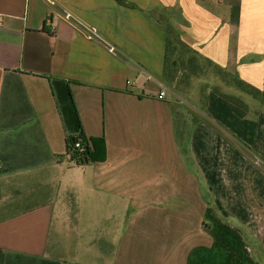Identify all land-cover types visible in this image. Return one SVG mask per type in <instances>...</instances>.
<instances>
[{
    "label": "crops",
    "instance_id": "crops-1",
    "mask_svg": "<svg viewBox=\"0 0 264 264\" xmlns=\"http://www.w3.org/2000/svg\"><path fill=\"white\" fill-rule=\"evenodd\" d=\"M128 1L0 0L3 264H264V171L231 139L264 160V102L210 92L188 165L162 82L170 23L264 93V0ZM82 133L105 161H72Z\"/></svg>",
    "mask_w": 264,
    "mask_h": 264
},
{
    "label": "trees",
    "instance_id": "trees-1",
    "mask_svg": "<svg viewBox=\"0 0 264 264\" xmlns=\"http://www.w3.org/2000/svg\"><path fill=\"white\" fill-rule=\"evenodd\" d=\"M121 5L134 9L136 6L132 3H130L128 0H117ZM153 16L156 15V12H151ZM167 27V46H166V57H165V67H164V73L162 82L165 86L168 88H171L170 90H174L173 84L175 82L179 81V78L177 77V73L179 71H183L185 74H187L188 77H196L198 75H201L206 71L207 68L210 66L214 69H217L221 71L225 76L228 78L231 77V81L234 80V83L232 84L234 87H236L238 90L254 97L255 99L260 100L261 102H264V93H262L260 90L256 89L255 87L251 86L250 84H247L246 82L242 81L237 75H231L227 73L226 71L222 70L219 66L214 64L212 61H210L207 58H204L201 56L198 52L188 47L181 39L179 33L174 29V27L170 24H166ZM185 49L186 52L190 53L191 55L189 58L184 61L185 65L181 66L179 68V61L177 58L174 57V55L181 51L182 49ZM184 80H180V82H183ZM212 91H209L207 93V101L209 93ZM217 94L221 95L223 98L228 100L229 102L236 104L244 109H247V106L238 98L230 95H224L221 93ZM206 101V106H207ZM205 106V110H206ZM200 120L195 119L194 125H197ZM191 134L192 131L188 130L187 132H179L177 133L178 140H179V147L181 149V153L186 158V161L188 165L192 164V156H191ZM234 143L239 148H246L247 150L251 151V148L247 146L244 142H242L240 139H238L235 136H232ZM77 144H80L79 147H77ZM67 148H68V154L71 155L72 161H75L78 165H85L91 162H97V161H105L106 159V151L104 149V141L98 140L94 138H87L84 133H82L79 136L69 137L67 139ZM4 260V254L2 251H0V264H3Z\"/></svg>",
    "mask_w": 264,
    "mask_h": 264
},
{
    "label": "rangeland",
    "instance_id": "rangeland-1",
    "mask_svg": "<svg viewBox=\"0 0 264 264\" xmlns=\"http://www.w3.org/2000/svg\"><path fill=\"white\" fill-rule=\"evenodd\" d=\"M182 49V48H181ZM191 54L186 52L185 49L177 52L174 57L179 61V68L184 66L186 61ZM184 64V65H183ZM182 68V67H181ZM177 77L179 78L178 84L175 82L173 86L174 90L167 89L170 93V98L175 106L177 111V125L180 131L187 132L190 128L189 121L191 116L193 115V119L201 120L203 116L207 115L205 110V104L207 99V93L209 91L215 93H221L224 95H232L238 96V93L234 91L236 87L232 84L234 80L231 81V77L225 76L221 71L212 68L211 66L206 69L204 73L198 75L196 77H188L182 70L177 73ZM180 80H184L180 82ZM233 140V138H231ZM234 141V140H233ZM238 147V146H237ZM243 151L247 154V157L250 160H253L256 166L261 168L264 171V160L257 155L252 149L251 151L242 147ZM240 192V197H242V189H238ZM10 195V194H9ZM208 197L210 194H207ZM31 198V197H29ZM11 202V203H10ZM21 202V201H18ZM22 204H30L26 200L21 202ZM2 204V202H0ZM3 204H15L12 201L5 200ZM19 211H23L21 208H0V218L11 213H16ZM248 240L252 246L257 250V254L259 253L264 260V247L259 244V240H255L253 237L248 236Z\"/></svg>",
    "mask_w": 264,
    "mask_h": 264
},
{
    "label": "built area",
    "instance_id": "built-area-1",
    "mask_svg": "<svg viewBox=\"0 0 264 264\" xmlns=\"http://www.w3.org/2000/svg\"><path fill=\"white\" fill-rule=\"evenodd\" d=\"M67 19H70V16H67ZM3 25V19L0 17V27ZM167 96V92L165 90L161 91L160 94L158 95V98L160 100H164ZM80 144H77V147H79Z\"/></svg>",
    "mask_w": 264,
    "mask_h": 264
}]
</instances>
